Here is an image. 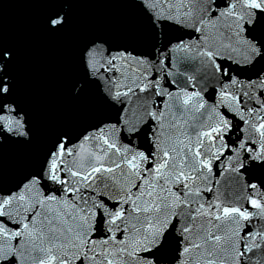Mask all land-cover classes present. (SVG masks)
<instances>
[{
    "label": "snow or ice",
    "instance_id": "6c2138e0",
    "mask_svg": "<svg viewBox=\"0 0 264 264\" xmlns=\"http://www.w3.org/2000/svg\"><path fill=\"white\" fill-rule=\"evenodd\" d=\"M112 2L46 120L0 38V264H264V0Z\"/></svg>",
    "mask_w": 264,
    "mask_h": 264
},
{
    "label": "water",
    "instance_id": "95a60500",
    "mask_svg": "<svg viewBox=\"0 0 264 264\" xmlns=\"http://www.w3.org/2000/svg\"><path fill=\"white\" fill-rule=\"evenodd\" d=\"M49 10L34 0H0V38L21 48L22 84L41 120L65 104L59 88L72 55H76L75 44L89 31L119 19L124 11L112 0H90L75 11L68 33L52 38L40 26Z\"/></svg>",
    "mask_w": 264,
    "mask_h": 264
}]
</instances>
